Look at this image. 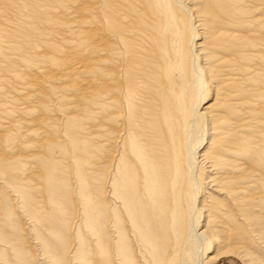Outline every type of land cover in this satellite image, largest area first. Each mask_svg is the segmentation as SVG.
Listing matches in <instances>:
<instances>
[{"label": "bare ground", "instance_id": "obj_1", "mask_svg": "<svg viewBox=\"0 0 264 264\" xmlns=\"http://www.w3.org/2000/svg\"><path fill=\"white\" fill-rule=\"evenodd\" d=\"M264 264V0H0V264Z\"/></svg>", "mask_w": 264, "mask_h": 264}, {"label": "rangeland", "instance_id": "obj_2", "mask_svg": "<svg viewBox=\"0 0 264 264\" xmlns=\"http://www.w3.org/2000/svg\"><path fill=\"white\" fill-rule=\"evenodd\" d=\"M218 264H231V260L228 257L222 258L221 261L218 262ZM234 264H239V262L237 263V261H235Z\"/></svg>", "mask_w": 264, "mask_h": 264}]
</instances>
